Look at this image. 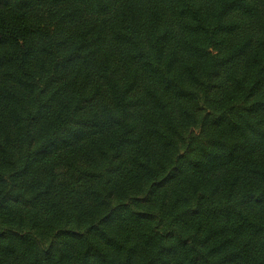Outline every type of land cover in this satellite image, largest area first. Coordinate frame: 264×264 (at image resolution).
I'll list each match as a JSON object with an SVG mask.
<instances>
[{"label":"trees","instance_id":"16d2710c","mask_svg":"<svg viewBox=\"0 0 264 264\" xmlns=\"http://www.w3.org/2000/svg\"><path fill=\"white\" fill-rule=\"evenodd\" d=\"M0 264H264V0H0Z\"/></svg>","mask_w":264,"mask_h":264}]
</instances>
